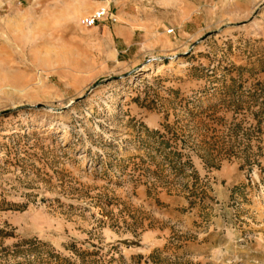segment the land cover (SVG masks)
Returning <instances> with one entry per match:
<instances>
[{
	"label": "rangeland",
	"instance_id": "obj_1",
	"mask_svg": "<svg viewBox=\"0 0 264 264\" xmlns=\"http://www.w3.org/2000/svg\"><path fill=\"white\" fill-rule=\"evenodd\" d=\"M0 264H264V0H0Z\"/></svg>",
	"mask_w": 264,
	"mask_h": 264
},
{
	"label": "built area",
	"instance_id": "obj_2",
	"mask_svg": "<svg viewBox=\"0 0 264 264\" xmlns=\"http://www.w3.org/2000/svg\"><path fill=\"white\" fill-rule=\"evenodd\" d=\"M105 19L111 20L113 22L116 21L115 16L110 13L108 8L102 7L96 10L93 14L82 18L81 25L83 27H92Z\"/></svg>",
	"mask_w": 264,
	"mask_h": 264
}]
</instances>
